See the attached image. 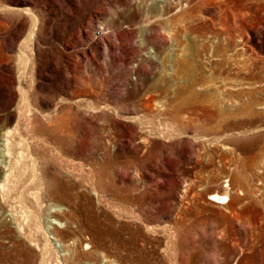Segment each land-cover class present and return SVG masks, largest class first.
<instances>
[{"label": "rangeland", "instance_id": "rangeland-1", "mask_svg": "<svg viewBox=\"0 0 264 264\" xmlns=\"http://www.w3.org/2000/svg\"><path fill=\"white\" fill-rule=\"evenodd\" d=\"M0 264H264V0H0Z\"/></svg>", "mask_w": 264, "mask_h": 264}, {"label": "bare ground", "instance_id": "bare-ground-1", "mask_svg": "<svg viewBox=\"0 0 264 264\" xmlns=\"http://www.w3.org/2000/svg\"><path fill=\"white\" fill-rule=\"evenodd\" d=\"M34 15V14H33ZM27 98V97H26ZM22 101V100H21ZM17 127V126H16ZM14 129H16V128H13V130ZM11 131V130H10ZM16 133H17V131H15ZM19 132V131H18ZM10 133V132H9ZM7 140V139H6ZM35 171V170H34ZM34 171H32V172H34ZM37 173V172H36ZM34 175H35V173H34ZM211 198L212 199H221V202H224L225 200H227V192L226 191H224V192H222L221 194H213V195H211ZM48 238H52V239H54V240H56V238L54 237V236H52V237H48ZM47 241H48V239H47ZM49 244V243H48ZM47 243L45 244V249H47ZM45 261V260H44Z\"/></svg>", "mask_w": 264, "mask_h": 264}]
</instances>
